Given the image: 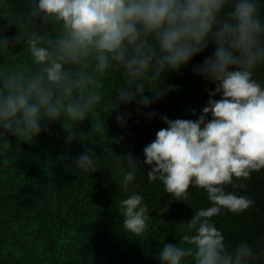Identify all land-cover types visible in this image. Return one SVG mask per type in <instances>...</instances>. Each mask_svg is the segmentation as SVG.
<instances>
[{
    "label": "clouds",
    "instance_id": "1",
    "mask_svg": "<svg viewBox=\"0 0 264 264\" xmlns=\"http://www.w3.org/2000/svg\"><path fill=\"white\" fill-rule=\"evenodd\" d=\"M32 15L60 27L55 37L27 38L32 67L0 70V154L12 149L10 136L29 143L48 131L42 121H85L101 100L97 74L117 73L122 83L116 102L135 104L137 115L158 117L165 125L143 149L148 179L161 182L176 202L186 201L190 188L208 194L212 206L177 224L182 239L195 246V264L264 259V247L245 241L228 250L211 222L222 210L240 214L250 209L253 199L226 192L224 186L244 189L243 181L264 169V0H34ZM17 42L0 37V48ZM209 47L212 55L192 66ZM190 66L214 86V91L205 89L206 106L199 112L190 109L193 119L160 115L153 105L170 92L166 79ZM128 117L130 111L118 112L117 121L124 125ZM75 137L68 132L66 142ZM116 158L118 185L127 191L136 179L137 162L131 155ZM97 160L85 148L74 164L88 172ZM121 207L124 229L144 233L150 217L143 197L132 193ZM186 255V249L165 243L159 261L183 264Z\"/></svg>",
    "mask_w": 264,
    "mask_h": 264
},
{
    "label": "trees",
    "instance_id": "2",
    "mask_svg": "<svg viewBox=\"0 0 264 264\" xmlns=\"http://www.w3.org/2000/svg\"><path fill=\"white\" fill-rule=\"evenodd\" d=\"M33 7L34 0H0V37L19 40L0 48L4 58L0 70L5 73L32 67L25 43L29 36L58 34L60 25L33 16ZM213 51L209 47L192 66ZM192 66L166 79L170 92L153 105L160 115L193 119L190 109L199 112L206 106L209 95L205 89L214 91V86L194 75ZM96 80L101 100L85 121L67 117L50 124L42 121L48 131L29 143H18L10 136L12 149L0 154V264H160L165 243L186 249L183 264H195V246L182 239L177 224L187 223L194 212L212 206L206 190L190 188L188 199L176 202L161 182L150 181L143 149L165 125L158 117L149 120L137 115L135 104L116 102V89L122 83L119 74H97ZM129 111L127 123L119 124L118 112ZM68 132L76 133L71 144L66 142ZM85 148L98 158L88 172L74 164ZM126 155L133 156L138 167L127 191L118 185L116 175V157ZM4 159L10 160L7 166L2 164ZM120 164L127 167L126 160ZM243 183L244 189L224 187L226 192L249 196L254 205L240 214L222 210L211 218L228 250L242 241L264 247V169ZM132 193L141 195L149 210L147 229L140 235L123 227L121 201ZM256 264H264V259Z\"/></svg>",
    "mask_w": 264,
    "mask_h": 264
},
{
    "label": "rangeland",
    "instance_id": "3",
    "mask_svg": "<svg viewBox=\"0 0 264 264\" xmlns=\"http://www.w3.org/2000/svg\"><path fill=\"white\" fill-rule=\"evenodd\" d=\"M1 60H4V58L0 57Z\"/></svg>",
    "mask_w": 264,
    "mask_h": 264
}]
</instances>
